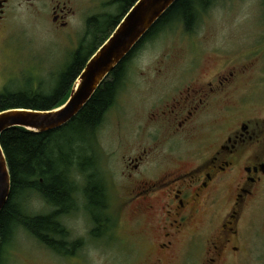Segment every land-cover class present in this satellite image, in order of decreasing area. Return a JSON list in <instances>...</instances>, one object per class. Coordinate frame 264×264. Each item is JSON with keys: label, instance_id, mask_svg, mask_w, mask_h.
<instances>
[{"label": "rangeland", "instance_id": "374dc122", "mask_svg": "<svg viewBox=\"0 0 264 264\" xmlns=\"http://www.w3.org/2000/svg\"><path fill=\"white\" fill-rule=\"evenodd\" d=\"M74 6L78 13L70 18L68 29L54 31L45 17L29 15H21L9 25L7 38H0V92H49L81 45L91 51L107 38L112 28L102 24L110 15L119 14L118 4L113 0H74ZM250 61L255 65L254 76L264 83L263 0H215L194 33L182 24L173 25L145 41L128 63L126 79L91 146L84 150L94 159L87 174L99 178L108 193L107 209L98 222L99 236L93 235L97 224L83 192L86 176L77 173L78 209L60 213L58 219L68 232L67 242L79 240V247L73 254L58 253L20 226L6 247L5 264H134L135 257L145 263L148 251L143 254L138 250L134 235L145 231L146 224L136 225L127 210L121 214L117 207L122 156L134 157L149 148L152 105L168 98L172 84L186 78L211 80L232 65ZM239 90L253 93L251 86L242 85ZM248 108L244 106L245 111ZM255 109L264 112V104ZM162 149L159 158L169 151L164 142ZM188 155H183L180 164ZM26 206L32 215L54 210L37 193L30 195ZM260 227L264 229V223Z\"/></svg>", "mask_w": 264, "mask_h": 264}, {"label": "flooded vegetation", "instance_id": "af4514ba", "mask_svg": "<svg viewBox=\"0 0 264 264\" xmlns=\"http://www.w3.org/2000/svg\"><path fill=\"white\" fill-rule=\"evenodd\" d=\"M77 13L74 0H0V38L21 15L45 17L56 31L68 29ZM254 66L238 63L211 80L186 78L153 103L149 148L122 156L117 184L121 214L127 210L147 227L134 241L148 259L132 263L264 264V112L255 109L264 104L256 93L264 83ZM163 142L169 151L159 158Z\"/></svg>", "mask_w": 264, "mask_h": 264}, {"label": "trees", "instance_id": "16d2710c", "mask_svg": "<svg viewBox=\"0 0 264 264\" xmlns=\"http://www.w3.org/2000/svg\"><path fill=\"white\" fill-rule=\"evenodd\" d=\"M136 1L113 0L118 4L119 14L106 18L102 27L112 28V33ZM214 3L215 0H178L109 75L79 114L63 127L42 134L12 127L2 134L1 144L11 172L12 190L0 213V264H5L6 247L20 226L58 253L73 254V250L79 247V240L67 242L68 232L58 219L60 213L78 209L79 188L74 179L77 173L86 176L83 192L87 208L97 224L93 235L99 236L101 228L98 222L108 205L107 190L99 178L87 174L94 159L84 150L91 146L95 131L113 106L126 79L128 63L143 43L173 25L182 24L188 32L194 33L201 17ZM99 46L89 51L81 45L49 92L33 95L11 90L0 92V112L15 108L51 110L62 105L68 99L75 79ZM77 160L79 166L76 170L74 164ZM34 193L54 207L50 214L32 215L27 212L26 204Z\"/></svg>", "mask_w": 264, "mask_h": 264}, {"label": "water", "instance_id": "95a60500", "mask_svg": "<svg viewBox=\"0 0 264 264\" xmlns=\"http://www.w3.org/2000/svg\"><path fill=\"white\" fill-rule=\"evenodd\" d=\"M177 1L137 0L111 35L88 59L75 79L68 99L62 105L51 110L15 108L0 112V213L5 208L12 190L11 172L1 144L2 134L12 127H22L32 133L42 134L69 123Z\"/></svg>", "mask_w": 264, "mask_h": 264}, {"label": "snow or ice", "instance_id": "6c2138e0", "mask_svg": "<svg viewBox=\"0 0 264 264\" xmlns=\"http://www.w3.org/2000/svg\"><path fill=\"white\" fill-rule=\"evenodd\" d=\"M35 115H37V116H38L39 114H35Z\"/></svg>", "mask_w": 264, "mask_h": 264}]
</instances>
